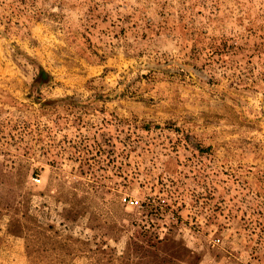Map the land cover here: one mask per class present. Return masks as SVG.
<instances>
[{
	"label": "rangeland",
	"instance_id": "rangeland-1",
	"mask_svg": "<svg viewBox=\"0 0 264 264\" xmlns=\"http://www.w3.org/2000/svg\"><path fill=\"white\" fill-rule=\"evenodd\" d=\"M263 258L264 0H0V264Z\"/></svg>",
	"mask_w": 264,
	"mask_h": 264
},
{
	"label": "built area",
	"instance_id": "built-area-1",
	"mask_svg": "<svg viewBox=\"0 0 264 264\" xmlns=\"http://www.w3.org/2000/svg\"><path fill=\"white\" fill-rule=\"evenodd\" d=\"M123 202L126 203L127 205L133 207V208H138V209L143 208V203H141L139 200H136V199H129L127 197H124ZM245 264H264V258L261 259V261L257 260V261L248 262Z\"/></svg>",
	"mask_w": 264,
	"mask_h": 264
}]
</instances>
